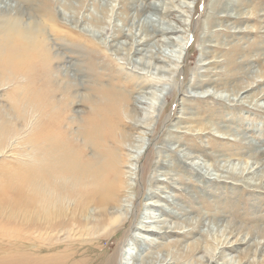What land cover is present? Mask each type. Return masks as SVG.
I'll list each match as a JSON object with an SVG mask.
<instances>
[{"label":"rangeland","instance_id":"obj_1","mask_svg":"<svg viewBox=\"0 0 264 264\" xmlns=\"http://www.w3.org/2000/svg\"><path fill=\"white\" fill-rule=\"evenodd\" d=\"M9 2L19 5L24 26L33 20L42 23L41 36L55 57L32 59L15 70L2 63L0 50V264H117L120 259L131 264L134 256L135 264H199L202 256H211L214 264H264V178L256 179L264 174V0ZM142 25L146 32L139 31ZM166 38L185 44L178 67L160 86L150 71L121 59L125 51L123 56L114 51L139 40L143 45L139 54H130L133 61L146 58L152 49L164 55L172 48L161 44ZM72 84L76 88H69ZM155 88L159 98L149 125L135 126L125 110L115 130L131 138L107 143L123 183L139 192L131 210L135 217L114 227L96 208L81 214L79 198L68 196L69 188L58 175L62 165L49 163L52 156H66L51 148L54 139L69 145L72 138L83 145L78 133L88 120L85 97L101 91L127 97L131 102L126 109L138 110L135 118L141 121L149 109L138 100ZM140 133L150 140L136 171L135 160L126 159L135 154L129 151H135L130 139ZM42 136L52 139V145H45ZM82 150L84 158L96 152L87 145ZM245 164L253 174L241 177L237 169L231 176L215 169ZM40 172L47 177L45 187L37 183ZM115 180L108 175L107 185H116ZM124 191L114 193L116 200L111 191L107 194L109 214L129 208L118 202L126 199ZM59 210V216L47 220L45 213ZM132 225L149 227L155 234L131 232L128 249L120 252L118 244ZM163 226L168 233L163 234ZM229 227L237 243L223 237L218 241ZM192 244L200 248L189 254Z\"/></svg>","mask_w":264,"mask_h":264},{"label":"bare ground","instance_id":"obj_2","mask_svg":"<svg viewBox=\"0 0 264 264\" xmlns=\"http://www.w3.org/2000/svg\"><path fill=\"white\" fill-rule=\"evenodd\" d=\"M184 7L186 8L187 6H184ZM19 10H20L19 5H17V4H15V5L11 4L9 2V0H0V14H1V17H0V50H1V53H4L3 56H2V58H3L2 59V63L4 65H6L7 68H10L11 67V69H13L15 67V70H17V68H19L20 66L22 68L25 67L26 66L25 63L27 61H31L32 59L33 60H40V59L43 58L46 61H49V59H54L55 54L54 55L52 54V49L51 48H48L47 41L44 39V37L41 36L43 34V31H42V23H40L39 21H35L34 22V20H33L32 22H29V25L24 26L22 24V22H23L22 21V16L20 15V11ZM154 10H156V13L157 14H161L162 13V11H160L158 9H154ZM179 24H183V23H179ZM185 25L186 24L184 23V25H179V26L181 27V26H185ZM167 26H169V25H167ZM145 28L146 27L144 25H142V28L139 31H141V33L146 32V31H144ZM159 30H161V29H159ZM171 31H175L174 28L171 29ZM163 34H165V33H163ZM138 38H139V36H138ZM136 39L137 38H135V40ZM161 44H163V45H165L167 47H170V48L172 47V48H171V50H169V52L167 54H164V55L160 51H158V50L157 51L155 50L154 52H153V49L151 51L148 50L147 51V54L145 56L146 58H139L138 57V59H139L138 61H136V60L133 61L132 60V56L130 54H139L140 53L141 49L139 50L138 47L140 45H143V44H139V40H138V43L135 42V41L134 42L133 41H130L128 43L125 42V44H121V46H119L118 48H116L114 51H115L116 55H120V56H123L121 54V52L122 51H125L126 54H125V56L121 57V59L125 60L127 62V64H130V65L134 66L135 68H137L140 71L141 70H146L147 73L150 71L152 74L155 75L156 78H158V80L155 81V82L157 83V86H160V85H158L159 83L161 85H163V84L166 83V82H163V81H165V79H164L165 76H167V77L168 76H171V74L174 73L175 68L178 67L179 60L181 58V55L180 54H182L183 47H184V44L185 43L183 41H181V40L175 42L172 38L171 39L166 38V40L161 41ZM141 47H143V46H141ZM173 47L178 48V50L175 49V48L173 49ZM142 50H144V49H142ZM144 53H145V51H144ZM129 56H131V57H129ZM37 68H38V65H37ZM42 68H44V67H42ZM23 72H24V70H23ZM43 77H45V75H43ZM42 80H43V82H45V79H42ZM37 82H39V80ZM40 83L41 82H39V84ZM43 84H45V83H43ZM69 88H71V89L72 88H76V85L72 84V85L69 86ZM108 88H110V87H108ZM106 89H107V87H106ZM40 90H42V88H40ZM98 90H100V89H98ZM96 92H98V91H96ZM158 92H159V90L155 88V89L149 91L146 94L148 98L147 97H143L142 99H139L138 100V103L139 104L146 105V107L149 109V110H145L144 111L145 118L142 119L141 121L139 119H136L137 117L135 118V115H136V113H137L138 110L132 108L133 110H131V111L129 110L128 111V109H126L127 106H128L127 103L128 102H131V101H129V99L127 97L121 96L119 98L118 95H116V97H115L113 95H110V93H103L102 91L100 93H97L98 94L97 96H95L96 94L94 93L95 94L94 96H89V97L87 96V97H85V99L87 100V102L89 104V109H88L89 111H88V120H86L87 122H84L85 124L83 125V128L78 133V135L80 137H82V140H84L82 146L79 143H76L75 141H73L72 138H69V145L64 144L65 142L63 144L55 143V141L57 139H54L55 141H54V143L52 145V144H50L51 141L53 142L52 139L50 141V140L47 139V137H44V136L40 137L42 139V141L44 142V144L46 143L47 145H52V147H51L52 149L59 150L60 152L66 154V156L64 158H63L62 155H58L57 157L52 156V160H51L52 162H49V163H51V165H53V164L55 165L58 162H60L59 165H62V167L59 168V169H62V171L58 175L61 177L60 180H63V184H66L68 186V188H69V191H67L68 194H69L68 196L69 197H77V198H79V202L77 203L78 204V207H79L78 208V210H79L78 212H80V213L83 212L84 215H85V214H89V211H90L91 208L92 209L94 208V210L96 208V214L98 216H100V217H103V218L106 217V220H108V222H109L108 224H110V225H112L114 227H116L115 225H118V223H121V225H122V223L123 222H126L127 219L129 221L130 220L129 218L131 216L135 217L134 214L131 213V212L133 211L132 210L133 200L135 199V196L137 195L136 193H139V192H136V188L134 187L133 184L130 185V183H128V182H127L128 184L126 182L123 183V180L121 178V174L119 173V171H120L119 170V168H120L119 167V164H118L117 160H115L116 159V155L113 152L114 149H112L113 150L112 151L111 148L108 147L107 143L110 141V142H112V143L115 144V142H117L119 140H122L123 141V139L125 140V138H126L127 141H128L129 138H131L132 135L126 134L128 132L119 131L120 129L118 130L119 132H117L115 130V122L117 120H119V117H120L119 115L122 112H124L125 110H126L125 112L130 113V115L128 114L127 117L129 118V121L130 120L131 121H134V125L135 126L141 127L142 124L149 125L147 122H150V121H152L151 119H153L152 114L155 111V107H154L155 104H156L155 101H157L158 98H159V95H157ZM53 93H54V90H53ZM39 94H40V92L38 93V95ZM37 100H38V98H37ZM42 101L43 100H41L38 103H41ZM51 102L52 101H50V103ZM45 103H47V102H45ZM47 104H49V103H47ZM52 104H54V103H51L50 105H52ZM69 105H70V103H69ZM66 107H67V105H66ZM45 109H47V108H45ZM103 113H104V115H103ZM106 113H107V116H109V118H107V116H105ZM100 115H102L104 118H100ZM85 118H87V117H85ZM60 123H63V122H60ZM68 123H69V131H70V125H71L70 123L71 122H68ZM131 125L132 124H130L129 126H131ZM61 134L62 133H60V135ZM69 135H70V133H69ZM60 140H62V139H60ZM149 140H150L149 139V136H147L146 133H140V135L138 136V138H136V139H134L132 141L130 139V141H129L130 142V144H129L130 149H135V151H137L138 153L135 152V151H133V150H129L132 153L134 152L135 154H128L126 160H132V161L135 160L134 164H132V165L135 166L136 165L135 163H136L137 159L140 158V156L142 155L141 153L143 152V149H145L144 148L145 145H148L149 144ZM42 141H40V142H42ZM132 142H137L138 145H135L134 144L135 145L134 146ZM36 143H38V142H36ZM40 145H42V144H40ZM84 145L85 146L86 145L89 146V148L95 149L94 150V151H96L95 154L93 156H91V157L84 158V154H83V150H82ZM116 145H117V143H116ZM80 147H82V149ZM40 150H41V148H40ZM246 166H247V164H245V167H243V166L235 167L233 165L232 167H225V166H223V167H220V168L217 167L215 169H217V171L220 170L221 173H225V174H228V175H231V176L233 174L235 175L234 172L238 169L240 171L239 172L240 173V176L242 177L244 173H245V175H248L249 173L250 174L252 173V172H250V170L252 169V167L250 169V168H247ZM142 168L143 167L141 166L140 167V170L141 171H143ZM134 169L136 170L137 167L135 166ZM130 170H132V169L130 168ZM136 171H138V170H136ZM110 174L112 175V177H114L116 179L115 180L116 181L115 182L116 185H114V186L107 185L108 175H110ZM41 175L42 174L40 172V175L39 176H40L41 180H39L37 183L38 184L43 183V186H44L46 183H48V181L45 183V181L47 180V177L44 180L45 177L43 178V176H41ZM39 176L37 175L35 177V179L37 177H39ZM44 176H45V173H44ZM18 178L21 179V177H18ZM128 178L131 180L130 177H127V179ZM263 178H264V174L258 175V178H256V179L259 180V182H261L263 180ZM14 179H16V178L14 177ZM31 180H34V176H32V178H30V180H29V182L27 184L28 185V188H29V185H31V183H30ZM50 180H53V179H50ZM34 183H35V181H34ZM37 185L35 183V186H37ZM47 185H49V184H47ZM54 185H56V184H54ZM67 186H65V187H67ZM38 187H40V186H38ZM32 188L33 187H30V189H32ZM121 188H123V189L126 190V191H124L125 192V198L126 199L125 200H122V199H118L117 198L119 200L118 202H119V204H120V202L121 203L122 202L126 203V204H124L122 206H129V208H127V209L126 208L125 209L123 208V209H121L119 211L116 210L117 212H113L112 214H109V212L106 211L107 210V205L109 203V200L106 198L107 197V194H109V191H111L112 192V197L115 198L116 197V194H114V193H118L119 192V189H121ZM123 195H124V193H123ZM115 200H116V198H115ZM110 203H111V201H110ZM110 203H109V205H110ZM114 204H116V203H114ZM90 205H93V207H90L89 208ZM136 209H138V208L136 207ZM60 212H62V211L59 210V211H56L55 213H52V214L49 213V212L45 213L47 215L46 216L47 217V220H48V218H52L53 214L56 215V216H59L60 215ZM73 212H74V209H73ZM92 213H93V211H92ZM136 216L138 217V215H136ZM26 218H27V216H26ZM94 218L96 219L97 217L95 216ZM47 220H45V221H47ZM29 221H31V219ZM132 221H134V220H132ZM36 222H37V220H36ZM134 222H133V224H136ZM96 224H97V222H96ZM33 226H35V225H33ZM134 227H136V225H134V226L132 225V230L128 229L125 232V234L123 235L124 238H123L122 242L118 244L120 246L119 248H117L118 251L121 252L123 249L124 250L128 249V241H129V239L132 238V236H130L131 235V232L133 233V231H135V230H137L139 232H143L145 235H146V233H154L155 234V230L154 229H151L149 227H146V226L143 227L142 226L140 228L138 227L137 229H134ZM160 229L163 230V234L168 233L167 227L163 226ZM113 231H116V228ZM171 231H173V230H171ZM233 231L234 230L232 229V227L231 228L229 227L228 229L225 228L222 232L220 231L221 232V235H219L220 237H219L218 241H220L221 240V237H223L224 240H230L233 243H237L238 240H237L236 237L233 236V233H234ZM238 233L240 234V232H238ZM103 235H104V233H103ZM103 235H101V236H103ZM232 239H233V241H232ZM199 243H201V242H199ZM215 244H218V243H215ZM198 247L199 246L192 244V245H190L189 251L188 250L187 251L189 252V254H191V253L193 254L198 249ZM222 249H223V247H222ZM228 249H230V248H228ZM224 250L226 251L227 249H224ZM212 253H214V252H212ZM182 254H184V253H182ZM218 254H220V253H218ZM115 256H116V254H115ZM130 256H131V254H130ZM193 256H195V255H193ZM188 257H189V255H188ZM206 258L207 257H205V256L200 257V260H198L199 264H203V260H205L207 262L206 264H214L213 258H211V256L208 257L207 259ZM216 258L218 259V257H216ZM193 259H195V258H193ZM131 260H129L131 262V264H135V262H136L135 260H137V259L134 256V258L131 257ZM120 261H121V259H120ZM120 261H118V262L116 261L117 264H122L123 263V262H120ZM192 261H194V260H192ZM241 262L242 261L238 260L237 263L238 264H242L243 262L242 263ZM123 264H126V263H123Z\"/></svg>","mask_w":264,"mask_h":264}]
</instances>
